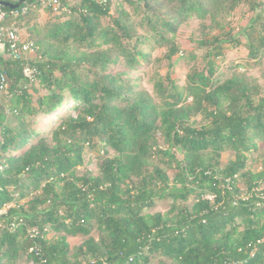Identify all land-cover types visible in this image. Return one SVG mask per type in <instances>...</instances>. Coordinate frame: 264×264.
<instances>
[{
    "label": "trees",
    "instance_id": "trees-1",
    "mask_svg": "<svg viewBox=\"0 0 264 264\" xmlns=\"http://www.w3.org/2000/svg\"><path fill=\"white\" fill-rule=\"evenodd\" d=\"M59 2L58 9L40 0L0 5L20 12L5 24L26 28L28 41H21L35 48L28 61L0 54L8 82L0 93V264H150L158 257L160 264H264V164L246 171L248 154L264 141L260 86L216 76L213 55L225 42L218 36L199 42L208 48L207 65L185 87L170 73L160 77L159 105L125 78L151 63L158 48L169 49V59L177 55L174 37L191 17L216 20L241 4L258 11L242 35L249 57L260 61L264 1ZM42 9L64 20L42 26ZM119 64L124 69L115 71ZM67 98L79 103L76 115L67 112L49 133L38 132L37 119ZM199 115L200 126L192 122ZM86 147L104 150L98 174H78ZM227 151L234 156L222 168ZM165 199L168 212L148 213ZM78 236L87 239L72 249L68 238Z\"/></svg>",
    "mask_w": 264,
    "mask_h": 264
},
{
    "label": "rangeland",
    "instance_id": "rangeland-1",
    "mask_svg": "<svg viewBox=\"0 0 264 264\" xmlns=\"http://www.w3.org/2000/svg\"><path fill=\"white\" fill-rule=\"evenodd\" d=\"M78 1L79 0H68L70 5H75ZM112 12H115L114 8ZM257 14L258 11L252 10L249 4H241L230 14H225L222 17L219 16L216 20H212L210 18L200 20L196 16H193L186 23L181 25L174 37L175 45L179 48L177 55H174L171 59H169V49L158 48L152 55L151 63L147 64L143 61L139 70L130 72L125 76V78L131 80L132 84L136 86L137 89L149 92L155 102L159 105L162 103V100L156 92L155 83L160 80V77H166V75L170 73L171 78L175 80V83L180 88L185 87L188 83V77L193 70H203L207 65L205 56L208 52V48L201 47L199 42L203 40L212 41L213 36H218L225 42H222L221 44L223 47L222 54L217 57L216 52L215 56L213 55V60L217 69L216 76H221L222 82L232 78L233 76L244 77L249 81L256 82L260 86L261 94L264 97V57L260 61L251 59L249 57V51L246 47L247 39L242 35V31L250 24L252 18H254ZM38 15V22L42 26H45L54 20H64L62 15L60 16L59 13L49 12L45 9H42ZM227 33H231L232 36L237 38V40L240 41V44L236 45L233 42H229ZM20 37L23 41H28L29 34L27 33L26 28L21 30ZM211 50L214 52V44L211 45ZM113 69L116 71L124 68L123 65L119 64ZM40 91L42 94L45 93L42 89ZM78 105L79 103H74L71 98H67V102L64 106L60 107L49 116H42L37 119L35 124L36 130L41 134L44 132L45 134L49 133L59 124L63 114L69 112L72 115H76V111L73 107ZM192 122L200 126L204 123L203 117L200 115L198 117H194L192 118ZM37 141L38 138L34 140V142ZM160 142L162 147L165 149L167 146L164 144L163 138H160ZM103 151L104 150L99 147L95 149L86 147L83 155L84 163L78 168V174L83 175L87 172L98 174ZM177 156L180 159L183 158V155L180 152H177ZM233 156L234 155L228 151L222 154V168H224ZM164 162L160 161L159 163L162 167L167 168V165L164 164ZM263 164L264 141L259 140L258 148L248 154L246 171H259ZM246 171H242L238 177V186L241 191V195L244 197L248 196V191L245 177L241 174ZM169 174L172 175V172L169 171ZM171 206V199L158 200L155 207L150 209L148 213H166L170 210ZM54 237V233H49L48 238L53 239ZM93 237H98V233L96 231L93 233ZM86 239L87 238L85 237L78 236L69 237L68 241L71 248L74 249L75 247L81 245ZM162 260L165 259L158 257L153 259L150 264H160ZM19 264H32V262L24 258Z\"/></svg>",
    "mask_w": 264,
    "mask_h": 264
},
{
    "label": "built area",
    "instance_id": "built-area-1",
    "mask_svg": "<svg viewBox=\"0 0 264 264\" xmlns=\"http://www.w3.org/2000/svg\"><path fill=\"white\" fill-rule=\"evenodd\" d=\"M3 1V0H1ZM18 2L19 0H13ZM43 6H53L58 9L60 6L59 0H40ZM112 2H117L119 0H111ZM26 9L22 10L24 13ZM264 12V6H263ZM20 15L19 11H13L10 14L3 10L0 6V54L7 53L14 60H29L35 51V48L31 43L22 42L20 37L19 29L14 25H6V20L9 16L17 17ZM24 74L27 78L33 80L34 70L28 64L24 69ZM8 90V82L5 72H0V93H5ZM2 211L0 212V214ZM35 232V230H33ZM46 263L45 260H42Z\"/></svg>",
    "mask_w": 264,
    "mask_h": 264
},
{
    "label": "water",
    "instance_id": "water-1",
    "mask_svg": "<svg viewBox=\"0 0 264 264\" xmlns=\"http://www.w3.org/2000/svg\"><path fill=\"white\" fill-rule=\"evenodd\" d=\"M24 0H21L18 4H12L10 2L7 1H1L0 0V5L2 6H6V7H11V8H19L20 5L23 3Z\"/></svg>",
    "mask_w": 264,
    "mask_h": 264
}]
</instances>
